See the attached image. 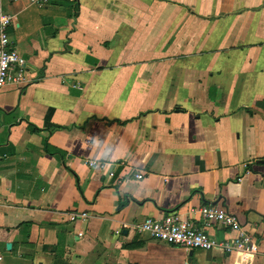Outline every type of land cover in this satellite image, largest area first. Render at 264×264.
Masks as SVG:
<instances>
[{
	"label": "crops",
	"instance_id": "crops-1",
	"mask_svg": "<svg viewBox=\"0 0 264 264\" xmlns=\"http://www.w3.org/2000/svg\"><path fill=\"white\" fill-rule=\"evenodd\" d=\"M0 6L26 67L0 91V264H264V0ZM202 205L256 252L131 228L177 212L236 235L203 226Z\"/></svg>",
	"mask_w": 264,
	"mask_h": 264
},
{
	"label": "built area",
	"instance_id": "built-area-1",
	"mask_svg": "<svg viewBox=\"0 0 264 264\" xmlns=\"http://www.w3.org/2000/svg\"><path fill=\"white\" fill-rule=\"evenodd\" d=\"M16 1V0H11ZM41 6L49 0H32ZM14 15L5 11L0 6V91L3 87L25 82V62L17 50L10 45L9 27L13 25ZM88 165L95 164V160L85 161ZM135 179H140V172H132ZM108 177H114V171H108ZM123 178L115 177V183H120ZM200 215L203 226L218 224L219 226L235 232L236 235L215 239L203 228H198L192 222L177 212H169L162 217H146L131 225L136 234H146L150 238L165 242L170 245L188 249L211 250L219 248L226 253L250 254L256 252L257 245L248 232L241 226L237 217L222 208L213 205H202L192 209Z\"/></svg>",
	"mask_w": 264,
	"mask_h": 264
},
{
	"label": "water",
	"instance_id": "water-1",
	"mask_svg": "<svg viewBox=\"0 0 264 264\" xmlns=\"http://www.w3.org/2000/svg\"><path fill=\"white\" fill-rule=\"evenodd\" d=\"M8 246V245H7Z\"/></svg>",
	"mask_w": 264,
	"mask_h": 264
}]
</instances>
